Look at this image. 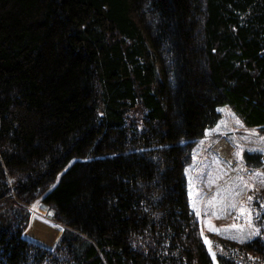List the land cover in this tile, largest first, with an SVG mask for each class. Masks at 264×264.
Returning <instances> with one entry per match:
<instances>
[{"label":"trees","instance_id":"trees-1","mask_svg":"<svg viewBox=\"0 0 264 264\" xmlns=\"http://www.w3.org/2000/svg\"><path fill=\"white\" fill-rule=\"evenodd\" d=\"M223 107L264 133V0H0V264H215L188 173ZM252 206L218 264H264Z\"/></svg>","mask_w":264,"mask_h":264},{"label":"rangeland","instance_id":"rangeland-1","mask_svg":"<svg viewBox=\"0 0 264 264\" xmlns=\"http://www.w3.org/2000/svg\"><path fill=\"white\" fill-rule=\"evenodd\" d=\"M222 110L221 121L207 130L208 136L196 146L188 173L190 200L198 213L203 240L208 251L211 248L215 253L216 239L241 242L259 230L249 197L264 191V166L252 169L243 161L245 151H259L264 158L263 130L244 127L227 107ZM219 144L228 147L226 153L215 151ZM29 210L32 219L23 236L34 244L50 248L57 232L50 214L42 210L38 202ZM214 263L218 264L217 260Z\"/></svg>","mask_w":264,"mask_h":264},{"label":"snow or ice","instance_id":"snow-or-ice-1","mask_svg":"<svg viewBox=\"0 0 264 264\" xmlns=\"http://www.w3.org/2000/svg\"><path fill=\"white\" fill-rule=\"evenodd\" d=\"M249 199H252V197H249ZM241 211L243 212V211H245V209H241ZM253 227H254V226H253ZM257 232H259V230H255L253 233H250V234H249V237H247V238L250 239L251 236H252V235H256ZM209 252L212 254L213 260H216V255H217V254H216L215 252H213L211 248H209Z\"/></svg>","mask_w":264,"mask_h":264},{"label":"bare ground","instance_id":"bare-ground-1","mask_svg":"<svg viewBox=\"0 0 264 264\" xmlns=\"http://www.w3.org/2000/svg\"><path fill=\"white\" fill-rule=\"evenodd\" d=\"M215 150L226 153V151L228 150V147L225 146V144H221V145L219 144V146L215 147Z\"/></svg>","mask_w":264,"mask_h":264}]
</instances>
